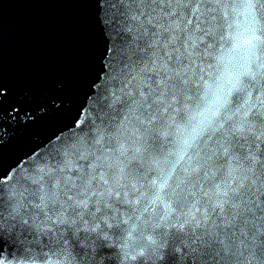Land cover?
<instances>
[{
	"label": "snow or ice",
	"instance_id": "6c2138e0",
	"mask_svg": "<svg viewBox=\"0 0 264 264\" xmlns=\"http://www.w3.org/2000/svg\"><path fill=\"white\" fill-rule=\"evenodd\" d=\"M8 2L0 0V22ZM71 2L89 6L93 55L82 91L69 96L58 83L56 91L39 98L18 96L5 86L0 63V264L64 256V264H97L72 238L73 228L87 222L107 231L101 217H111L121 205L97 207L93 196L81 212L71 197L83 199L89 160L77 159L76 168H65L64 162L79 157L82 149L95 147L100 155L96 136L110 140L108 134H118L125 124L135 126L143 134L141 143L147 138L146 148L156 150V129L170 116L184 125L174 150L194 145L188 148V174H180L193 191L200 189L195 208L203 213L197 211L190 220L172 215L153 234L155 243L145 245L140 233L133 247L159 257L156 264H264V0H219L218 5L214 0ZM209 100L232 115L219 131L185 119L182 111L185 103L199 110ZM6 154L12 158L7 165ZM229 162L242 180L224 176ZM209 168L216 172L211 180L205 179ZM130 169L143 179L140 164L133 161ZM46 171L57 174L55 197ZM146 176L150 180L152 173ZM42 187L49 196L43 208ZM173 198L177 211L193 199L188 196L185 202L179 189ZM37 233L39 244L29 243ZM153 259L131 264H153Z\"/></svg>",
	"mask_w": 264,
	"mask_h": 264
},
{
	"label": "clouds",
	"instance_id": "9594fccd",
	"mask_svg": "<svg viewBox=\"0 0 264 264\" xmlns=\"http://www.w3.org/2000/svg\"><path fill=\"white\" fill-rule=\"evenodd\" d=\"M214 3L218 5L219 0H214ZM223 11L224 9L221 8L222 14ZM244 104H247V100ZM244 104L241 107H244ZM182 111L185 113V119L194 118L198 125L201 127L208 125L214 132L223 128L225 120L232 119V115L226 112L223 106H218L211 100L206 108L202 107L199 110H193L192 104L185 103L182 106ZM246 114L245 112L244 115ZM95 131L93 129V132ZM117 131L118 134L117 132L108 134L110 140H105L103 134L96 136L94 143L99 145L100 155H96L95 147L82 149L79 157H73L71 160L66 159L63 165L65 168H76L77 159L89 160L88 173L84 180L85 187L81 189L83 199H77L75 194L71 197L73 204L79 207L81 212L86 209L93 196L95 200H91V203L97 207L103 205L105 209H109L113 208L117 202L121 205L119 209L113 210L111 217L107 215L101 217L108 227L107 231L98 230L97 225H90L87 222L83 223L79 229L73 228L72 238L79 241L80 247L85 250V256L89 260L95 259L97 264H103L106 259L115 260L116 264H131L132 260L138 258H143L145 261L153 259L147 255L144 247H133L140 239V233L143 234L144 244L150 246L156 240L153 234L158 232L161 224L169 220L170 216L175 215L179 219L183 214L190 220L197 211L203 213V209L195 208V203L201 196L200 189L197 188L193 191L192 187L186 184L184 176L180 174L181 172L184 175L188 174V148L194 145H188L179 152L174 150L176 141L184 133L183 124L173 123V118L170 116L165 121V125L159 126L156 129L159 136L156 150H149L151 146L146 148L147 138L141 143L143 134L139 133L135 126L125 124L122 131L119 128ZM105 144H110V146L105 147ZM133 161L144 168V172L140 174L143 179L130 174V165ZM98 168L99 172H97ZM79 171L83 172L82 166ZM192 171H198V169L193 167ZM148 172L152 173L150 180L146 176ZM236 172L237 169L229 162L224 176L242 180L243 177L237 175ZM45 175H49L53 181L51 195L55 197L57 195L56 188L59 186L57 174L46 171ZM215 176V171L210 168L206 170L205 179L211 180ZM36 179L38 180L39 177ZM93 181H95V186H93ZM65 182H69L67 177ZM231 182V180L228 181L229 184ZM222 183V180L217 181V185ZM174 185L175 187H173ZM176 189H179V192L184 196L185 202H187L188 196L193 198L187 209L182 207L180 211H177L173 206L176 203V199L173 198ZM208 192L210 190L206 188L205 193ZM64 194L67 195V193ZM47 199H49L48 191L42 187L40 207L46 206ZM13 210L15 211V208ZM117 211H119L118 218ZM57 215L62 222H67L63 213ZM168 226V224H164L165 228ZM115 231H118L119 234L114 235ZM81 233L84 234L83 237H81ZM44 234L47 235L46 232ZM52 239L55 240V234ZM39 242L40 233H37L34 241H29V243L36 244ZM20 243L24 242L20 241ZM101 245L103 249L114 248L115 251H104L101 249ZM25 251H28L26 245ZM97 251L100 252L99 256H97ZM32 254L35 255V249H32ZM125 255H128V262L125 261ZM66 258V256L61 257L58 261L51 258L49 260H18L16 264H64ZM83 258L81 257V259ZM156 259H153V264H156ZM8 264H12V262L8 261Z\"/></svg>",
	"mask_w": 264,
	"mask_h": 264
},
{
	"label": "water",
	"instance_id": "95a60500",
	"mask_svg": "<svg viewBox=\"0 0 264 264\" xmlns=\"http://www.w3.org/2000/svg\"><path fill=\"white\" fill-rule=\"evenodd\" d=\"M88 5L71 0H12L3 5L0 63L5 86L39 98L64 85L82 91L90 75L93 39ZM12 158L6 154L5 163Z\"/></svg>",
	"mask_w": 264,
	"mask_h": 264
}]
</instances>
